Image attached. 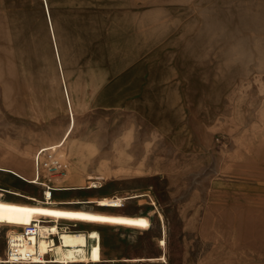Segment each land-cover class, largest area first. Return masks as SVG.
<instances>
[{
  "label": "rangeland",
  "instance_id": "1",
  "mask_svg": "<svg viewBox=\"0 0 264 264\" xmlns=\"http://www.w3.org/2000/svg\"><path fill=\"white\" fill-rule=\"evenodd\" d=\"M1 146L0 264L37 221L55 264H264V0H0Z\"/></svg>",
  "mask_w": 264,
  "mask_h": 264
},
{
  "label": "built area",
  "instance_id": "2",
  "mask_svg": "<svg viewBox=\"0 0 264 264\" xmlns=\"http://www.w3.org/2000/svg\"><path fill=\"white\" fill-rule=\"evenodd\" d=\"M60 146L44 147L35 153V169L39 186L43 189V197L46 200L51 198L52 193L59 189L58 185L63 181L69 171V164L60 155ZM49 224H56L62 227V223L57 221ZM75 233L79 228L75 225L69 226ZM41 222H34L32 225L25 226L19 230L10 231L7 236V246L4 253L3 264H55L51 253L55 244L60 242L58 231L55 233L53 227L47 234V250L42 252L40 249Z\"/></svg>",
  "mask_w": 264,
  "mask_h": 264
},
{
  "label": "crops",
  "instance_id": "3",
  "mask_svg": "<svg viewBox=\"0 0 264 264\" xmlns=\"http://www.w3.org/2000/svg\"><path fill=\"white\" fill-rule=\"evenodd\" d=\"M67 112V111H66ZM29 114L33 117L34 115H35V117H36V113H34L33 111H31V112H29ZM68 114V113H67ZM69 116V115H68ZM75 118H76V116H75ZM69 122H70V117H69ZM76 125H77V121H76ZM69 126V125H68ZM67 129H68V127H67ZM67 129H66V131H67ZM76 129V128H75ZM66 131H65V133H66ZM75 132V131H74ZM64 133V134H65ZM63 134V135H64ZM44 142H51V140H44ZM41 148H44L43 146L42 147H40V148H38L37 150H36V152L39 150V149H41ZM61 151V150H60ZM35 152V153H36ZM0 155H7L8 157H10V159H12L13 161L14 160H17V162H19V161H22L23 160V158L22 157H20V155L19 154H17V152H16V150H13V149H8V148H6V147H4V146H1L0 147ZM34 157H35V154H34ZM63 158V157H62ZM66 161V160H65ZM67 163H68V161H66ZM69 164V163H68ZM229 168H230V166H228ZM241 171H243V169H242V166L241 165H239V164H237L236 165V173H239V172H241ZM0 173H2L1 171H0ZM25 183H27L28 184V182H26L25 181ZM0 188H13V189H20V188H17V187H15V186H3V185H1V183H0ZM91 196H98L99 194L98 193H92V194H90ZM207 205L205 206V211H206V209L208 208V210H209V214H212V213H214V212H218L219 210H221V206H220V203L219 202H215V203H213V202H211V201H209V202H207L206 203ZM214 209V210H213ZM235 209H237V211H236V215H235V218L236 219H241L242 221H244V220H248V219H256V218H258V215H259V211L258 210H254V208H252L251 210L248 208V207H244V206H242V207H240V208H238V207H226V213H227V215H226V217L228 216V214H233L232 212H234V210ZM206 213V212H205ZM234 218V215H231V216H229V218ZM100 229H103V228H100ZM160 236H161V231H160ZM159 236V237H160ZM167 249H168V244H167ZM167 249H166V251H163V250H161V249H159L160 250V252H161V254L159 255V256H154V257H150V256H134V257H131V258H129V257H123V258H120V259H118V258H116L115 257V255H114V253H112L113 255H110V256H108L109 258H115V259H118L117 261H114V262H107V264H115L116 262H124V263H128V262H126V261H123L122 259H132V258H158V257H160L161 255H163V254H166V257H167ZM144 262H152V261H141V262H131V263H144ZM153 262H162V263H167L168 262V260H166V261H159V260H157V261H153Z\"/></svg>",
  "mask_w": 264,
  "mask_h": 264
},
{
  "label": "bare ground",
  "instance_id": "4",
  "mask_svg": "<svg viewBox=\"0 0 264 264\" xmlns=\"http://www.w3.org/2000/svg\"><path fill=\"white\" fill-rule=\"evenodd\" d=\"M3 263H4V260H3V262L1 264H3Z\"/></svg>",
  "mask_w": 264,
  "mask_h": 264
}]
</instances>
